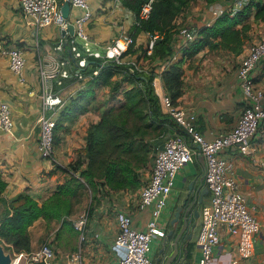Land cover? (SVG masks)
<instances>
[{
  "label": "crops",
  "instance_id": "0c3cea01",
  "mask_svg": "<svg viewBox=\"0 0 264 264\" xmlns=\"http://www.w3.org/2000/svg\"><path fill=\"white\" fill-rule=\"evenodd\" d=\"M194 1L190 0L173 19L175 26L179 29L175 31L179 33L173 34L172 54L160 57L153 53V49L147 52L146 46L151 35L148 31L140 29L135 35L131 49L125 51L121 58V62L136 61L144 69L154 71L155 76L152 82L164 112H168L169 103L165 98L168 91L163 83L162 71L170 62L180 59V64L185 67L188 61L193 60L195 56L201 57L208 50L217 49L233 53L225 48L210 49L204 46L192 57L182 58L181 50L188 39L184 33L180 32L181 28L186 25L199 27L209 24L224 9L232 8V0H198L196 3ZM89 8L92 14L83 26V33L88 39L104 45L115 34L133 30L136 13L125 0H89ZM215 10L219 13L215 14ZM71 11L76 13L78 9L74 7ZM249 19L252 20L251 32L257 30L259 34L253 38L249 37L239 53H233L237 56V64L233 72L225 77L222 76L224 73H220L219 67V70L205 68V73L199 77L203 86L207 87L202 95L194 93L195 86L200 85V81L190 74L185 83V90L176 98L175 104L195 113L196 126L208 137L232 127L242 109L243 95L236 73L238 62L246 52L248 44L264 33V16L254 18L251 13ZM59 28L60 26L54 22L41 25L30 23L22 15L17 0H0V40L18 44L25 56L24 79L20 80L11 69L7 57L0 54V103L5 101L9 104L14 120L11 131L0 128V177L6 182L1 193L8 199L26 193L34 198L38 205H46L26 225L30 249L46 241L55 248L54 261L57 264H115L123 251V247L114 241L117 232L116 212L120 209L131 211L133 223L139 227H142L150 216L148 209L140 211L137 209L143 184L134 193L107 192L92 198L82 212L86 215V221L80 227L74 223L80 212L72 213V208H67L57 187V184L62 183L70 174H78V170H73L69 164L75 159L82 161L85 158L86 134L89 125L96 122L102 111L113 104L112 100L108 102L107 99L110 90L109 82L99 80L97 83L90 84L93 75L86 72L81 77L72 74L56 84L55 89L64 99L59 106L46 109L48 114L54 112L59 120L56 128L58 140L55 142L52 156L42 155L36 143L40 112L38 96L40 80L36 64L39 59L50 55L69 56L65 46L55 47L57 42L64 38ZM79 58L80 56H77V59ZM96 59L102 61L103 57L96 56ZM201 60H210V57L204 56ZM219 60L222 62L224 58ZM71 62V68L75 72L78 69L72 60ZM89 64L90 62L83 67L88 68ZM209 69H211L210 73ZM190 71L192 70H188V73ZM253 73L256 84L264 90V58L260 59ZM116 76L117 73H114L110 77L112 79ZM209 91L212 92L209 93ZM84 95L90 96L88 106L72 117H63L61 111L71 104L70 99L77 97L78 100L81 96L85 97ZM117 95H120V102L123 99L122 92L120 91ZM65 111L67 112V109ZM178 128L179 131L184 132L180 126ZM185 136L189 143L195 145L187 134ZM162 139L159 140V144ZM220 153L228 159L230 173L237 179L248 202L252 204V210L260 221V228L255 234L252 253L241 256L236 247V235L230 233L225 225L220 224L219 241L213 246L215 264H264V137L261 130L250 137L248 149L230 145L222 148ZM84 162L85 160L79 165L83 166ZM152 162L153 159L150 160L147 168V178ZM204 170V157L196 152L176 171L170 193L159 215L164 234L155 235L147 251L152 264H163L166 255L174 250V238L181 229L182 219L175 224L171 223V219L190 183L192 191L197 189L200 194V202L197 203L196 214L191 215L188 226L178 236V254L172 264L198 262L200 245L197 236L201 224V208L209 198ZM7 249L16 251L12 246Z\"/></svg>",
  "mask_w": 264,
  "mask_h": 264
},
{
  "label": "built area",
  "instance_id": "2783aa9c",
  "mask_svg": "<svg viewBox=\"0 0 264 264\" xmlns=\"http://www.w3.org/2000/svg\"><path fill=\"white\" fill-rule=\"evenodd\" d=\"M20 11L27 21L35 25L54 22L60 27H66L69 21L74 24L75 33L88 39L83 33L84 23L91 17L89 0H68L70 7L67 16H63L61 3L64 0H17ZM247 0H232L233 11L238 9ZM152 0L141 3L135 22L147 18L151 10ZM77 8L76 13L72 8ZM218 14L219 11H214ZM187 39L195 33V27L181 28ZM150 33V32H149ZM159 32L150 33L147 42V52L152 51L154 39ZM134 41L130 32L115 34L103 46L105 54L98 51L89 53L102 56L106 60L121 61L125 51ZM70 49L79 56L73 37L70 36ZM63 47V39L55 45ZM0 54L7 57L11 69L20 80L24 79L23 68L25 56L22 48L17 44L0 40ZM264 58V33L250 42L246 52L241 56L236 69L238 84L243 95V106L236 123L215 135L208 137L201 131L195 122V113L171 101L169 94L165 95L169 103L168 112L174 117L184 132L173 129L159 136L162 142L156 146L150 174L140 189L137 209H148L150 216L142 227L133 223V214L129 210L120 209L116 212L117 232L114 237L116 244L123 247L122 254L115 264H152L147 251L155 235L164 234V228L159 221V215L170 193L176 171L183 163L199 152L205 160L204 180L209 188L208 201L202 204L201 224L197 240L200 245L198 262L196 264H215L213 246L219 241V225L236 235V247L241 256H248L253 251L255 234L260 228V221L254 214L252 204L239 186L237 179L231 175L230 163L220 150L230 145H238L248 149L250 137L258 130L264 137V90L256 84L253 70ZM86 57L77 59L78 66L85 65ZM71 57L50 55L39 59L36 69L40 80L37 147L44 156H52L55 147L56 116L54 112L46 113V109L57 107L63 102L62 94L55 89V85L72 74L83 76L82 70L75 72L71 68ZM129 69L146 70L136 61H128ZM168 63H166L167 65ZM98 67L92 69L89 75L97 74ZM14 124L9 104L0 103V128L11 131ZM187 134L195 145L187 140ZM86 221V215L81 213L74 223L80 227ZM12 257L17 258L16 264H57L54 261L55 248L49 242H42L33 249L11 251ZM235 260V259H233ZM232 260V261H233Z\"/></svg>",
  "mask_w": 264,
  "mask_h": 264
},
{
  "label": "trees",
  "instance_id": "16d2710c",
  "mask_svg": "<svg viewBox=\"0 0 264 264\" xmlns=\"http://www.w3.org/2000/svg\"><path fill=\"white\" fill-rule=\"evenodd\" d=\"M125 1L130 4L137 15L141 3L145 0ZM189 2L190 0H152L149 16L139 19L138 23L134 22L133 30H131L130 34L135 38V35L140 29H144L150 33L158 31L159 35L154 39L153 53L160 57L172 54V38L176 30L173 19ZM251 13H253L254 18L263 17L264 0H247L234 12L231 11L230 8L224 9L211 23L195 27L194 36L188 39L186 45L182 47V58L192 57L204 46H208L210 49L225 48L235 54L239 53L250 37L252 20L249 19V17ZM130 49L131 45L128 50ZM90 58L94 60L96 56L91 55ZM180 61V59H177L170 62L162 71L164 86L173 103H176V98L182 92V68ZM89 65L88 68L82 70L83 73L91 72L94 66L99 69L97 74H93L89 82L90 84L94 82L97 83L99 80L107 82L109 77L114 73H120L122 77L112 85V90L120 84H122L121 87L123 88V81L128 80L127 78L136 81V83L138 82L137 85L134 84L130 87L123 88L124 97L118 104H123V102H125V104L129 105V107L124 110L125 112H128L133 103L136 102V96H140L146 103L145 111L148 117L158 124L166 123L168 125L162 129L161 134L173 129L179 130V125L174 117L169 112H164L161 109L159 96L155 92L152 82L155 76L153 70H130L127 62L111 59L104 61L103 64L90 62ZM141 74H143L144 77H141ZM75 98L76 99L71 98V104L67 105V107L61 111L63 117H72L77 112H81L86 108V104L79 102L77 97ZM112 106L113 105L109 106V108ZM65 109H67V112H64ZM107 109L103 110L100 118L96 122L91 123L88 127L85 144L86 153L93 155L101 153L105 141L118 139L127 134V117L123 115L118 119L116 116L117 113ZM71 112L73 114H71ZM58 125L59 120L56 118V128ZM153 139L155 138L148 139L152 157L156 149ZM54 140L55 142L58 140L57 134H55ZM83 160L80 161L79 159H75L69 165L73 170H78L80 173L81 170H85L83 169L85 165H79ZM72 177L75 176L72 175ZM5 185L6 182L0 177V202L4 205V210L0 215V243H2L5 248L12 246L16 251L28 250L30 249V244L26 225L33 217L37 216L46 205H38L37 201L26 193L18 194L15 198L8 199L1 193ZM59 186L60 188L65 187L64 184H59ZM20 198L23 200L20 201ZM17 200L18 202H14ZM53 205L55 206V202Z\"/></svg>",
  "mask_w": 264,
  "mask_h": 264
},
{
  "label": "rangeland",
  "instance_id": "374dc122",
  "mask_svg": "<svg viewBox=\"0 0 264 264\" xmlns=\"http://www.w3.org/2000/svg\"><path fill=\"white\" fill-rule=\"evenodd\" d=\"M194 2L196 3L198 0ZM230 9L233 11L232 8ZM176 29L179 31L178 27H176ZM178 31L175 32L179 33ZM250 33V38L256 37L259 34L257 30L255 32H251L250 30ZM204 56H206V58L209 56L210 60L202 61L201 57ZM201 57L195 56L193 60L185 64V67L181 65L182 92L185 90V83H187L190 74L191 76L194 75V77L200 81L199 77L202 73H205V68L210 67L211 69L219 70V67L221 70L220 73H224L222 76L226 77V75H230V73L233 72L237 64V56L228 51L222 52V50L217 49L213 51L208 50ZM220 58H224V60L221 62V60H219ZM211 69H209V73ZM188 70L192 71L188 73ZM121 77L122 74L120 75V73H117V76L112 79L109 77L108 82L110 90L107 99L108 102L112 100L111 103H113V106L110 108L108 107L109 109L107 110H112V112L117 113L116 116L118 119L123 115L127 117V134L118 139L105 141L101 153L95 155L86 153L84 158L85 162L83 164L85 165L83 168L85 170H81L80 173L78 171L77 175L70 174L62 183L57 184L60 197L68 206L67 208H72V213L79 214L80 212L81 214L90 204L92 198L98 197L103 193H115L119 191L127 192L128 194L130 192L134 193V191H136L147 179V168L152 159L148 139L155 138L153 139L154 143L158 142L160 135H157L161 134L162 129L168 126L166 123L158 124L148 117L145 111L146 103L140 96H136L137 100L133 103L128 112L124 111L129 105L125 104V102H123V104H118L120 95L117 94L121 91L122 97H124L123 88L130 87L134 84L137 85L138 82L136 83V81L127 78L128 80L123 81V85L125 86L122 89V84H120L112 90V85ZM199 84L200 85L196 84L194 93L202 95L204 90H207V87L203 86L201 81ZM212 90L214 89L212 88ZM211 92L212 91H209V93ZM84 96L85 97H79L78 101L87 105L90 96ZM116 97L118 99H116ZM47 112L48 111H46V113ZM155 144L157 145V143ZM72 175L75 177H72ZM59 184H64L65 187L60 188L58 186ZM3 210L4 206L1 205L0 215Z\"/></svg>",
  "mask_w": 264,
  "mask_h": 264
},
{
  "label": "water",
  "instance_id": "95a60500",
  "mask_svg": "<svg viewBox=\"0 0 264 264\" xmlns=\"http://www.w3.org/2000/svg\"><path fill=\"white\" fill-rule=\"evenodd\" d=\"M69 1L64 0L61 3V11L63 16H67L69 13ZM60 34L64 37L63 38V46L66 47L68 50L69 56L71 57V60L75 64L78 70H81L85 67L78 66L77 63V55L74 54V51L70 49V42L69 38L70 36L73 37V42L76 45V50L79 53V56H85L86 61L85 65H87L89 62H97L98 64H103L101 60H92L89 56V53H93L95 51H98L100 55L105 54V47L103 45H100L96 41H92L90 39H85L83 36L75 33L74 30V24L69 21L66 25V27H60L59 28ZM141 77H144L143 74L140 75ZM201 154V153H200ZM208 187V186H207ZM191 183L189 184V187L187 191L182 195L180 203L176 206L174 216L171 219V223L175 224L177 221L182 219V226L181 229L176 233V236L174 238V250L167 254L164 260L163 264H172V262L176 259L178 254V236L183 231L185 227L188 226V223L190 222L191 215L196 214L197 209V203L200 202V194H198L197 189L193 190L191 189ZM12 257L11 251L7 250L2 243H0V264H9ZM178 264V263H175Z\"/></svg>",
  "mask_w": 264,
  "mask_h": 264
},
{
  "label": "bare ground",
  "instance_id": "6f19581e",
  "mask_svg": "<svg viewBox=\"0 0 264 264\" xmlns=\"http://www.w3.org/2000/svg\"><path fill=\"white\" fill-rule=\"evenodd\" d=\"M15 261H17V258H15V257H11V260H10L9 264H14Z\"/></svg>",
  "mask_w": 264,
  "mask_h": 264
}]
</instances>
